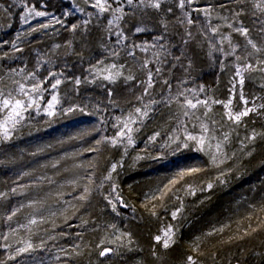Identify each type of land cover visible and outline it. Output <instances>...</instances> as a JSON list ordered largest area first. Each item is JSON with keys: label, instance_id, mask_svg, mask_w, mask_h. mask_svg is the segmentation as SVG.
Returning a JSON list of instances; mask_svg holds the SVG:
<instances>
[{"label": "trees", "instance_id": "1", "mask_svg": "<svg viewBox=\"0 0 264 264\" xmlns=\"http://www.w3.org/2000/svg\"><path fill=\"white\" fill-rule=\"evenodd\" d=\"M256 2L197 0L196 7L198 14L220 10L237 26L252 28L264 20ZM30 8L46 15H29L24 22ZM80 10L69 0H0L1 78L19 73L50 89L59 79L60 104L75 109L61 108L53 117L32 111L10 139L0 142V262L186 264L193 256L197 264H264V119L253 122L263 137L259 147L218 176L204 152H165L180 114L165 100L148 110L146 87L137 79L165 66L168 82L225 101L235 73L232 60L214 51L200 32L189 36L176 24L177 4L157 10L134 0L124 9L125 40L116 49L124 77L111 86L93 82V60L102 54L108 23L97 24ZM73 25L78 26L74 31ZM138 27L144 31L137 32ZM136 108L148 111L142 122ZM129 113L135 114L138 131L126 160L124 146H112L110 140L118 131L116 118ZM101 138L105 142L97 145ZM113 164L118 169L105 179ZM188 168L200 171L176 177ZM85 186L91 191L81 200ZM164 226L174 229L175 243L168 249L155 240ZM22 241L33 248L8 259L24 247ZM101 241L113 251L100 256Z\"/></svg>", "mask_w": 264, "mask_h": 264}, {"label": "rangeland", "instance_id": "2", "mask_svg": "<svg viewBox=\"0 0 264 264\" xmlns=\"http://www.w3.org/2000/svg\"><path fill=\"white\" fill-rule=\"evenodd\" d=\"M75 2L80 8V11H85V16L89 19H93L95 23L99 24L100 22H104L112 18L111 12L99 13L96 9L91 7V3L94 0H88L86 3L85 0H69ZM196 1L193 0L191 4L185 3L184 9H181L179 5V0H162V4L164 3H172L177 4L178 10L180 12L179 17L177 16V20L175 21L176 24L180 25L181 27L186 28V32L189 36H194L198 32H200V36L203 39H209L210 46L214 47V51L216 50L219 53V49L221 46L223 47V53L225 58L232 60V67L234 68V72L236 70V66L240 65L243 66L245 63H252L256 65L258 59H264V51L260 53H255L250 46L246 45V40L243 36L239 33L234 32L232 29L237 28V21L231 22L228 17H225L221 11H210V15H205L204 12L201 14L199 13L198 7H196ZM112 4L113 8L116 7H125L127 6V0H120V3L117 4L115 0H109ZM147 3V0H145ZM125 12V10H124ZM188 13V16L185 15ZM91 14V15H89ZM188 18H191L193 23L190 25L188 24ZM126 19V15L123 17L122 20L118 21L116 24L109 26L107 30L106 36V43L103 46L101 56H97L94 58V78L92 81L94 82H101L103 85H114L116 82L120 81L124 75V65L119 64L122 63L120 57H117L116 49L122 45V41L125 40L124 34V21ZM233 19V18H232ZM231 24L232 28L228 27ZM216 28L217 32L215 34L212 33L210 29ZM249 30V37L257 43L258 46L264 48V20L252 28H247ZM252 29V30H251ZM122 33V36H117V33ZM225 36L229 37L231 40V44L237 46V50L234 55H229L231 52V46L228 40L223 39ZM59 49V47H56ZM248 53H252V55H248ZM241 56L242 59L237 61L235 56ZM224 57L220 56L219 59L223 60ZM116 65V68H112V65ZM105 69H110L111 72L114 74L115 72L119 71L121 73L120 76L115 78L114 82H110L109 80H105L103 77L108 75V71ZM160 71H156V73L150 71L152 76V87L147 89V98L150 99L146 101L148 110L154 105L153 101L163 102L162 100L167 101L170 106L175 107L173 108L174 111L178 112L180 115L178 119H180L177 123V129L174 133V137L172 142L167 143L168 145H164L165 152L167 154H173L185 149H192L194 151H198L197 148L200 147L195 141H187L185 138L186 132L188 134L196 135V136H205V144H204V154H206L209 158L211 154L215 153V146L217 143L221 144L222 153L223 155H219L218 159H223L224 162L219 165V167L214 166L215 173L218 176H223L230 170L236 169L239 164L244 161L246 158L250 157L254 151L255 147H259L260 143L263 141L262 135L259 133V130L253 126V122L256 120L264 119V107H260V105H264V72L254 71V72H246L244 73L245 80L243 86H241L238 81L239 77H234L231 79L230 82V90L231 95L229 98L232 99V105L230 106L233 113H237L243 111L246 107L243 101L240 99V93L243 92L245 99L248 101L247 107H255L256 111L249 113V115L242 117L241 121L237 124L228 119L225 115L226 109L224 108L222 103H214L213 101H222L215 99L214 96L207 97L197 88H187L186 86H179L178 84L175 85L174 83L168 82L167 76L169 75L166 71L167 68L162 66L159 68ZM165 70V72H164ZM167 73V74H166ZM155 75V76H154ZM97 77V78H96ZM149 74L144 76H139L138 84L143 85L147 88ZM156 79V81H155ZM235 82L236 86L233 89V83ZM38 82L31 81L26 76H23L19 73L12 74L8 76L6 79H2L0 76V92H3L4 97H7L9 93L13 96H16L19 99H23L25 103H28L27 97L22 95H18L19 85L24 84L26 90L31 89L34 84ZM41 85V92L40 93H30L34 99H37L39 103V113L48 115L44 109L47 107V102L51 100L53 95H56L59 103L56 104L55 108L53 109V115L50 117L55 116L61 108L68 109L70 104L63 103V106L60 104V99L62 98L60 95V91L57 88L50 89L44 87L43 81L39 82ZM153 93V96H152ZM66 96V94H64ZM63 96V97H64ZM155 98V99H154ZM167 98V99H166ZM186 98L191 99L193 103L197 100H206L208 101V105L211 108V111L207 112L205 115L206 108L204 105H197L196 109H190L186 106ZM225 100L223 102H227ZM159 105L158 103L156 106ZM72 108V106L70 107ZM6 111V110H5ZM37 112L36 106L33 105L28 111L24 112V119L16 125L14 129L10 128V137L12 136L13 131L20 125L25 118L29 115L30 112ZM187 112L188 115L186 116L184 113ZM5 112H0V120L3 119ZM49 116V115H48ZM128 118V117H127ZM125 118V119H127ZM123 119V120H125ZM137 123V122H136ZM136 123L132 125L133 129H135ZM201 124L207 125L209 128V132L202 133L201 132ZM122 126V125H121ZM251 132V133H250ZM135 131L132 132L133 143L128 144L127 140L125 139L123 143L124 151L126 153V160L129 154H132L133 147L135 145ZM256 134L255 139L251 140L250 137ZM225 136H227V140H225ZM178 138V139H177ZM3 137L0 136V142L3 141ZM187 144V147H185ZM210 146V147H209ZM255 146V147H254ZM254 147V148H253ZM135 161V158L132 159ZM131 162V160H130ZM125 166V162L121 164L123 168ZM119 165H116V170L118 169ZM115 170V171H116ZM114 171V172H115ZM193 188H189L188 192H193ZM179 211H177L178 213ZM169 227L164 226L161 237H163L164 232ZM173 234L174 229L171 226ZM174 238V235H173Z\"/></svg>", "mask_w": 264, "mask_h": 264}, {"label": "snow or ice", "instance_id": "3", "mask_svg": "<svg viewBox=\"0 0 264 264\" xmlns=\"http://www.w3.org/2000/svg\"><path fill=\"white\" fill-rule=\"evenodd\" d=\"M85 2L87 3L88 0H85ZM115 2L117 4H119L120 0H115ZM186 2L188 4H191L193 2V0H179L178 6L181 9H184ZM161 3H162V0H147V3H145V0H139V4L141 6L150 7V8H154L157 10H159L161 8ZM127 4L129 6H134V0H127ZM91 7L96 9L99 13H105V12H109V11L111 12L112 18L108 20L109 26L116 24L118 21L122 20L123 17L126 15L123 7L113 8L112 4L109 2V0H94V2L91 3ZM254 8L257 9L259 12L264 13V0H257V2L254 4ZM168 11L171 12V9H169ZM202 11L205 13V15H210V9H203ZM29 15H34L36 17H42V16H45L46 13L43 11H36L34 8H30L28 10V13L25 14L24 17H22V20L24 22H28V16ZM89 15H91V14H89ZM185 15L188 16V13H185ZM237 15H240V13H237ZM56 23H61V21L57 20ZM85 23H87V22H85ZM192 23H193L192 19L188 18V24L191 25ZM41 27H48V25H41ZM76 27H78V26L77 25L72 26L73 31L76 29ZM228 27L232 28V25L229 24ZM33 30L35 31V29H33ZM210 30L212 31L213 34H215L217 32L216 28H212ZM232 30L234 32L239 33L241 36H243L246 40V45L250 46L251 49L255 53H260V52L264 51V48H261L260 46H258L257 43H255L249 37V30L247 28L237 27V28H233ZM136 31L140 32V31H144V29L138 27V28H136ZM262 31H264V29H262ZM116 35L122 36L123 34L118 32ZM161 39H162V37H161ZM223 39L228 40V42L231 46V52L229 53V55H234L236 50H237V46L231 44V40L229 37L225 36ZM185 43H187V41H185ZM13 47H15V45H13ZM213 47H215V45H213ZM219 51H223L222 46L219 49ZM248 55H252V53H248ZM235 59L237 61H239L242 59V57L237 55V56H235ZM145 66H147V63L145 64ZM111 67L116 68V65L113 64ZM105 71H108L109 74L105 75L103 78L105 80H109L110 82H114L115 78L121 75V73L119 71L115 72L114 74L111 72L110 69H105ZM157 71H160V69L157 68ZM254 71L264 72V59H258L256 62V65H253L252 63H245L243 66L237 65L236 70H235V77H239L238 83L241 86H243L244 80H245L244 73L254 72ZM53 75H55V73H53ZM127 79H132V77L129 76V77H127ZM60 83H61V81L59 79H57L51 85V87L53 89H55L58 87V85ZM79 83H80V81L77 80L76 84L79 85ZM235 86H236V84L234 82L233 83V89H235ZM151 87H152V76H151V73H149L147 88L145 89V95H147V89L151 88ZM261 87H264V85H261ZM33 92H35V93L41 92V85L39 82L34 84L31 89H27V90H26L24 84L19 85L18 95H22L24 97H27V99H28L27 104L25 103V101L23 99H19L16 96H13L11 93H9L7 97H4L3 92H0V112H5L3 119L0 120V136H2L4 140L10 139V128L14 129L16 127V125L19 124L24 119L23 113L28 111L30 108H32L33 105L36 106L37 112L39 114V103H38L37 99H34L32 97V95H30V93H33ZM240 99L243 101V103L245 104L246 107L244 108L243 111H240L237 113H233L231 108H230V106L232 105V99L231 98H229L227 102H223V101H213V102L214 103H222L224 108L227 110L225 115L228 117V119L238 124L241 121L242 117H245V116L249 115V113L256 111L255 107H247L248 101L245 99L243 92L240 93ZM57 103H59V100H58L56 95H53L51 97V100L47 102V107L44 109V111L49 116L53 115V109L55 108ZM153 103H155V101H153ZM198 104L205 106V108H206L205 115H207L208 111H211V108L208 105V101L197 100L195 103H193V101L191 99L186 98V106L188 108L196 109ZM260 107H264V105H260ZM80 110L83 111V109H80ZM64 111L72 112V111H75V109L74 108H68V109H65ZM135 113L140 114L141 122H142V118L146 117L148 115V111L145 110V111L141 112L140 108H136ZM184 114L186 116L188 115L187 112H185ZM116 119H117V124L114 125V127H117L118 131H117L116 135L113 138H111V140H110L111 145L116 146L118 143H123V141L125 139L127 140L128 144H132L133 143L132 132L138 131V129H133V127H132V125L137 122V118H136L135 114L129 113V117L125 120H121L119 117H117ZM200 127H201L202 133L209 132V128L207 127V125L201 124ZM156 135H159V134L157 133ZM255 136H256V134L253 133V135L250 137V139L254 140ZM185 138L187 141H195L198 145H200V147L197 148L198 151H204L203 146L205 144V139H206L204 135H201L198 137L196 135L188 134L186 132ZM227 138L228 137L225 136V140H227ZM105 139L106 138H101V140H97L96 144L100 145L102 142H105ZM151 139L155 140L156 136H153ZM170 139H172V138L170 137ZM185 147H187V144H185ZM89 151H99V148L98 147L92 148V149H89ZM219 155H223V153H222L221 144L217 143L215 146V153L210 155V160H211L212 164L214 166H217V167H219V165L224 162L223 159H218ZM115 170H116V165L113 164L111 171L108 173V176L105 177V179H111V173L114 172ZM199 171H200L199 168H188V169L177 172L176 177L183 178L186 175H194L195 173H197ZM218 179H219V177H218ZM89 183H91V180L89 181ZM169 183L172 185H175L177 183V179L174 177ZM212 187H213V184L211 182H209L207 184V188L211 189ZM113 190H115V189H113ZM90 191H91V189L88 186H85L83 189V194L79 197V199H81V200L87 199V195L90 194ZM106 199H107V197H106ZM115 199L119 200L120 197L117 195ZM109 203L112 204L113 211H115L116 205L112 202V200H109ZM13 215H15V212H13ZM176 216H177V212H173L172 213L173 219H175ZM9 219H11V216L9 217ZM30 223H35V220L30 221ZM219 231H223V229H220ZM212 234L213 233H211V232L208 233V235H212ZM123 235L124 234H121V236H123ZM173 235L174 234H173L172 228L169 227L164 232L163 237L157 236V237H155V240L158 244H162V247L164 249H168L173 243H175V240L173 239ZM121 236H117L116 240H120ZM22 243H24V247L17 249L15 254L8 256V259H15L16 256L20 255L21 253L27 252L33 248V245L29 242H23L22 241ZM103 243H104V241H101L100 245H98V247L102 248V250L99 253L100 256H105V255L109 254L111 251H113V249H111V248L102 247ZM109 243H115V241H109ZM0 264H4V262H0ZM186 264H197V261L193 256H188Z\"/></svg>", "mask_w": 264, "mask_h": 264}]
</instances>
